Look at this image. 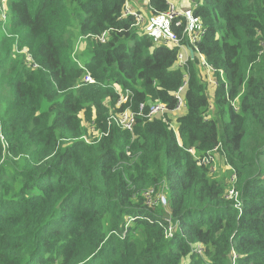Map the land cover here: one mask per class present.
<instances>
[{
  "label": "trees",
  "instance_id": "16d2710c",
  "mask_svg": "<svg viewBox=\"0 0 264 264\" xmlns=\"http://www.w3.org/2000/svg\"><path fill=\"white\" fill-rule=\"evenodd\" d=\"M137 1L146 20L168 10ZM191 1L211 72L197 56L178 68L125 0H7L5 19L0 0V264H203L196 246L264 264V0ZM157 102L167 113L131 131L112 119Z\"/></svg>",
  "mask_w": 264,
  "mask_h": 264
},
{
  "label": "built area",
  "instance_id": "2783aa9c",
  "mask_svg": "<svg viewBox=\"0 0 264 264\" xmlns=\"http://www.w3.org/2000/svg\"><path fill=\"white\" fill-rule=\"evenodd\" d=\"M148 0H146L147 2ZM7 0H1V4L3 7L2 18H6V4ZM166 4L168 6V10L164 13H158L154 16H151L148 20L144 18L143 15L135 12L129 5V0H125V6L123 10V17L132 16L136 19L135 26H144L146 32L149 36H151L155 41H159V43H163L166 45H170L176 47L178 49L176 66L178 68H184L187 65L188 59H194L195 56L198 57L200 65L207 69L208 72L213 71L208 64L205 62L203 56L198 52L196 46H194L198 37L202 35V28L198 23L197 19L192 16L190 10L179 12L175 8V6L170 3L169 0H166ZM174 29H182L181 36L179 37ZM187 37L188 44L184 45L182 39ZM103 41V39H101ZM262 47L264 50V42L262 43ZM192 52V53H191ZM222 79V75H221ZM85 81L87 83H94V81L90 77H86ZM214 85L217 82H213ZM187 84V77L184 76L183 84L179 89V93L176 94L175 98L177 100V108L176 111H179L183 108V90ZM127 96V92L125 95H120L118 104H121L125 101V97ZM146 113L147 118H158L163 117L166 112V107L160 103H151L148 108L145 107L144 104H140L137 113H133L130 111H125L120 113L116 117H112L113 121L116 125L120 126L123 129L128 131L132 130V126L134 125L136 116H143ZM191 152V150H189ZM210 161H213L211 156L204 157L200 162L208 164ZM233 198L235 202L239 203L237 192L234 189L228 191V199ZM145 202L148 206L159 205L163 208L167 207L166 198L163 193H155L153 190H149L144 194ZM167 226L164 227V236L166 239H171L174 235V231L177 226V222H173L170 217L166 218ZM192 253L201 259L203 264H212L209 262L204 256V249L200 246H196L192 248ZM229 262L230 264H236L238 260V255L232 248L229 253Z\"/></svg>",
  "mask_w": 264,
  "mask_h": 264
},
{
  "label": "rangeland",
  "instance_id": "374dc122",
  "mask_svg": "<svg viewBox=\"0 0 264 264\" xmlns=\"http://www.w3.org/2000/svg\"><path fill=\"white\" fill-rule=\"evenodd\" d=\"M170 3H172L177 11L179 12H184L192 9V1L191 0H169ZM147 17V15L145 14ZM9 36V35H8ZM82 51V47H81ZM84 57L82 58V61L85 62L88 59V53L85 51L84 52ZM7 94L6 93H1L0 91V100H2V104L6 102ZM184 113V109L181 108V110L175 112V113H170L169 118L172 120L173 125L175 126V120L178 116L182 115ZM217 162V159L215 160ZM228 168L224 167L222 164L217 166V163L215 164V167H210V171L212 174H216L218 176L227 177L230 171L227 170ZM184 263L188 264L189 263V258L184 259Z\"/></svg>",
  "mask_w": 264,
  "mask_h": 264
},
{
  "label": "crops",
  "instance_id": "0c3cea01",
  "mask_svg": "<svg viewBox=\"0 0 264 264\" xmlns=\"http://www.w3.org/2000/svg\"><path fill=\"white\" fill-rule=\"evenodd\" d=\"M134 1V3L138 6L139 5V1H137V0H133ZM175 112H177V111H174V112H172V113H175Z\"/></svg>",
  "mask_w": 264,
  "mask_h": 264
},
{
  "label": "water",
  "instance_id": "95a60500",
  "mask_svg": "<svg viewBox=\"0 0 264 264\" xmlns=\"http://www.w3.org/2000/svg\"><path fill=\"white\" fill-rule=\"evenodd\" d=\"M192 53V52H191Z\"/></svg>",
  "mask_w": 264,
  "mask_h": 264
}]
</instances>
